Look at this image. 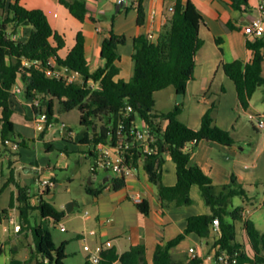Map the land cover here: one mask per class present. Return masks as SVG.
<instances>
[{"label": "trees", "instance_id": "1", "mask_svg": "<svg viewBox=\"0 0 264 264\" xmlns=\"http://www.w3.org/2000/svg\"><path fill=\"white\" fill-rule=\"evenodd\" d=\"M246 1V0H243ZM145 0H138V25L145 20ZM71 15L85 22L88 19L89 7L86 0L69 2L60 0ZM204 18L195 3L177 0L173 6L168 22L163 26L158 37L139 35L134 39L132 61L133 75L129 81L117 79L120 74L121 60L119 47L126 44V36L111 32L103 41L100 57L103 65L91 71L86 57V40L83 32L76 37L75 46L65 57L59 52L66 43L63 36L51 26L46 14L42 10H30L22 6L18 0L8 2L0 0V141L6 147V141L16 143L20 149L27 147L25 139L16 134L12 117L14 109L11 106V96L14 88L21 81L24 97L28 101L38 100L39 106L34 107L35 113L45 112L50 123L55 121L56 104L59 112L78 110L81 114L80 124L84 130L82 138L77 144L88 145L92 148L87 152L95 157L98 144L116 143L121 135H129L136 126L139 118L149 126L155 137V148L152 154L141 150H134V167L139 159L144 160V169L149 180L158 189L162 206L166 209L171 204L177 207L192 205L190 196L192 186L198 185L209 214L192 216L187 221L185 231L165 244L159 245L154 253L152 263L146 259V248L142 245L131 247L123 254L115 248L101 253L99 264H204L197 256L186 261L176 260L171 250L178 246L187 235L197 234L202 239L212 235V225L219 220L220 235L214 237L213 247L217 254L226 252L236 256L238 264H264V233H261L251 220H244L245 207L254 204L255 198L250 196L249 190L239 184L235 178L227 185H214L212 179L198 166H189L192 151L187 145L197 140L216 142L224 146L234 145L231 134L218 127L212 113L217 109L213 103L210 110L202 117L199 130H193L185 125L180 116L182 105L176 106L168 113L155 109V94L167 88H173L178 95L186 93L188 84L194 79L196 57L204 46L200 38V27ZM28 31L21 35L23 29ZM220 38L216 41L220 42ZM247 49L251 52V59L244 63L236 60L223 64L224 73L234 82L240 107L247 111L250 101L256 91L264 87V37L247 41ZM75 72L81 80L69 82L61 75L51 76L52 71ZM128 107L131 111H128ZM161 123H165L162 128ZM47 132L41 133L44 141ZM74 141V140H72ZM45 142V141H44ZM162 142V145H161ZM47 151H52L53 145L45 142ZM169 154L177 167V183L167 187L162 183V170L165 155ZM95 169L93 174L96 175ZM91 184L86 192L97 198L107 183H111L113 190H120L126 186L125 178H110L99 188L94 189ZM55 183V179H53ZM14 185L17 190L9 209L0 212V224L7 219L10 210L17 208L22 223L21 234L29 231L33 238L30 262L35 264H63L68 255V242L57 246L53 234L45 224L59 223L65 212L57 210L44 195L39 196L36 205L32 202L29 186L16 181L14 171L10 172L7 185ZM50 194V188L45 195ZM241 198L243 205L235 207L234 199ZM141 213L147 215V202L138 205ZM37 211L44 224L30 226L32 212ZM243 223L250 251L237 240L236 223ZM4 250L0 247V257ZM13 259L10 264H26ZM86 264H91L88 259Z\"/></svg>", "mask_w": 264, "mask_h": 264}, {"label": "crops", "instance_id": "2", "mask_svg": "<svg viewBox=\"0 0 264 264\" xmlns=\"http://www.w3.org/2000/svg\"><path fill=\"white\" fill-rule=\"evenodd\" d=\"M7 1L14 2V0ZM18 1L27 9L42 10L53 29L64 37L66 45L59 52L61 57H65L69 53L75 46L78 33L83 32L86 40V57L91 71H95L103 65L100 57L101 47L110 33L126 36V44L119 47L121 60L119 63L120 74L117 79L129 81L134 69L131 57L134 51L135 37L139 35L158 37L163 26L168 22L171 15L170 9L173 8L177 0H145V20L142 25H138V10L135 0H126L124 3H120L118 0H86L89 15L83 23L74 18L69 9L60 3V0ZM67 1L74 2L75 0ZM187 1L189 0H182L183 3ZM190 1L195 3L204 18V24L199 31L200 38L204 40V46L197 54L194 79L189 82L182 103H178L176 100L178 94L173 89L170 94L172 105L164 113L172 111L181 104L183 111L180 120L189 128L199 130L202 117L210 110L211 105L216 103L217 109L212 113V118L218 127L231 134L234 145L224 146L206 140L195 145L188 144L187 149L192 151L189 166L201 168L217 186L227 185L232 181V178H235L239 184L249 190L250 196L255 198V202L256 197L253 194L259 192L263 187V196L259 200L260 208H262L264 207V133L258 129L257 124H253L254 120L251 121L252 125H249L248 118L250 114L264 116V87L256 91L248 110L245 111L240 107L234 82L222 68L223 64L236 60H241L244 63L250 61L251 52L247 49V41L252 39L245 36L243 28L254 17L256 0ZM27 31L28 28L23 29L21 35ZM217 38L221 39L220 42L216 41ZM16 87H22L21 81ZM196 98H198V104L193 106L196 103ZM10 101L14 109L12 121L15 132L17 125L22 128L30 127L29 123L33 122L35 115L31 102L24 96L14 93H12ZM192 109L194 113L191 112ZM241 110L247 116L242 117ZM57 113L55 108V116ZM58 120L59 118L56 121ZM160 125L162 128L166 126L165 123ZM63 126L65 125L63 124ZM16 134L20 135L17 132ZM16 158L4 154L3 146H0V212L9 209L12 200L17 196L16 187L12 184L7 185L10 172L14 171L16 181L23 184L21 171L38 168L35 165H32L31 168L23 164L18 165ZM110 178V176L104 177L103 182L109 181ZM162 183L167 187L175 186L177 183V167L169 154L165 155ZM136 196L141 199V203L147 202L149 207L147 215L142 214L138 208L141 203L138 204L132 199ZM190 196L193 201L192 205L177 207L175 204H171L169 208L165 209L160 201L157 187L150 182L144 169L143 158L139 159L132 176L126 178V186L123 189L113 190L111 183H107L103 192L94 198V215L91 217L87 215L86 219L92 220L96 227L94 230L96 236H93L95 245L98 246L110 240L112 248H115L119 254L125 253L131 247L142 245L146 248L147 261L152 263L157 247L182 234L190 217L210 213L198 185L192 186ZM48 197L50 196L48 195ZM240 200L242 201L241 198ZM33 201L34 199H32ZM251 213L246 206L243 213L244 220L252 221ZM5 223H7V219L1 224L3 232L7 233L9 231L6 230ZM240 223L243 226V223ZM24 233L28 235L27 232ZM78 237L81 238V235ZM214 237L212 234L208 239H202L197 234L191 233L173 248L171 253L176 260L186 261L191 257L189 249L194 248L198 255L204 258L213 249ZM243 238L247 240L244 230ZM0 247H2L1 244ZM18 250L14 247L10 248L8 264L13 259H18L15 257ZM5 254L4 250L3 255ZM27 264L35 263L28 261Z\"/></svg>", "mask_w": 264, "mask_h": 264}, {"label": "rangeland", "instance_id": "3", "mask_svg": "<svg viewBox=\"0 0 264 264\" xmlns=\"http://www.w3.org/2000/svg\"><path fill=\"white\" fill-rule=\"evenodd\" d=\"M172 90L173 88H169L155 94L157 102L155 109L157 111H163L162 113H164L170 109L172 105L170 95ZM178 99L180 98L177 96L176 100L178 101ZM197 104L198 98H196V103L193 106H197ZM56 109L58 113L55 116V121H53V127L46 130L47 136L45 138V141L52 143V151H47L45 142L40 139L41 133L36 130L34 123L30 122V127L28 128L16 126V132L20 133L25 139L27 147L14 151L10 146H3V153L11 157H17L18 165L23 164L28 168H31L32 165L40 167V174L32 169L30 171H21V181L24 185L30 187L33 193L34 205L37 204L39 195H41L38 192L40 187L38 178L51 176L55 179V183L50 188V197L43 195L57 210L64 211L65 217L55 225L50 222L45 224L52 232L57 246L68 242L66 246L68 257L63 260V264H86L89 252L84 249L85 242L83 237H85L86 233L96 229L92 220L86 219L87 215L89 217L94 215V197L86 192V187L89 185L90 177L93 178L92 187L97 189L103 183L104 177L117 178V176L112 172L102 170H99L96 176L92 175L95 160L89 155L86 156L92 147L79 145L75 142L76 136L80 135L84 130V127L80 124V112L77 109L70 112H59L58 104H56ZM193 109L191 112L194 113ZM241 115L242 117L246 115L243 110H241ZM58 118L59 120L56 121ZM251 121L253 120L248 118L249 125H252ZM63 124L66 126L65 129H63ZM253 124H257L256 121ZM137 125L141 126L139 118L137 119ZM0 146L2 147L1 143ZM253 196L256 197V202L254 201V204L247 205V208L252 212L250 217L258 230L264 233V207L260 208L261 203L259 201L263 196V187H261L259 192L254 193ZM70 203L74 204V209L68 213L66 207ZM239 205L243 204L240 198L237 197L234 200V206L237 207ZM32 214L33 217L30 218L31 227L37 224H44L37 211L32 212ZM5 224L7 225V223ZM62 226L66 228L65 232L61 230ZM236 227L238 242L244 244L247 251H250L247 240L243 238L242 224L237 222ZM27 233L28 235L26 233L18 235L14 233L12 226L9 227V232L4 233L3 226L0 224V244L6 252L5 255L0 257V264H8L11 247L19 249L18 254L15 256L16 258L30 260V247L33 246V238L29 231ZM78 235H81V238ZM86 240L91 248L94 249L96 247L92 236H86Z\"/></svg>", "mask_w": 264, "mask_h": 264}, {"label": "built area", "instance_id": "4", "mask_svg": "<svg viewBox=\"0 0 264 264\" xmlns=\"http://www.w3.org/2000/svg\"><path fill=\"white\" fill-rule=\"evenodd\" d=\"M118 1L120 3H124L126 0ZM135 4L137 6L138 0H135ZM170 11L172 13L173 8H171ZM243 31L245 36L252 40L264 37V0H256V5L254 8V17L250 21V23L244 26ZM149 37L153 38L152 35H149ZM49 74L51 76L57 77L65 75L69 82L81 80V77L77 73H68L66 69H64L63 71L55 70ZM13 93L20 96H24V91L22 87L14 88ZM30 102L33 108L38 107L40 104L39 101L36 99ZM128 111H131L130 107H128ZM249 118L251 120L256 121L258 129L264 133V116L250 114ZM33 122L36 130L40 133L53 127V123H50L48 115L45 112L35 113ZM65 127L66 126H63V129H65ZM154 143L155 137L151 133L149 126L141 122V126L139 127L136 122V126L132 128L129 135H121L120 139L116 141V143L98 144L96 146L94 150L95 172L98 174V171L102 170L105 172L114 173L117 178H129L132 176L135 168L134 150L137 149L147 154H152L155 150V148H153ZM197 143V140H194L189 144L195 145ZM6 145L12 147L14 151L20 150V146L16 143L6 141ZM34 170L36 171V173L40 174V167L34 168ZM38 184L40 186L38 192L43 195L45 194L47 189L53 186L54 183L51 176H43L42 178H38ZM132 199L138 204L141 203V199L137 196L133 197ZM10 226L13 227L14 233L16 234H19L22 230V223L20 221L17 208H13L7 217V231H9ZM61 230L65 232L66 228L62 226ZM212 234H214V236L216 237L220 235V224L218 219H215L213 221ZM84 236V249L89 252L88 261L91 264H99L101 260V253L107 249L112 248V242L110 240H107L93 249L87 243L86 236H96V231L91 230ZM189 254L191 256L190 259H194L199 256L194 248L189 249ZM202 259L204 261V264H238L236 256L228 254L226 252H221L220 254H217V251L214 247L210 251V253ZM113 264H119V262L117 261Z\"/></svg>", "mask_w": 264, "mask_h": 264}, {"label": "water", "instance_id": "5", "mask_svg": "<svg viewBox=\"0 0 264 264\" xmlns=\"http://www.w3.org/2000/svg\"><path fill=\"white\" fill-rule=\"evenodd\" d=\"M178 97L180 98V99H178V103H181L182 99H183V95H178ZM81 138H82V135H77L76 139H75V142L78 143ZM161 145H162V142H161ZM89 184H91V177L89 179ZM73 209H74V204L73 203L68 204V206L66 207V211L68 213L72 212Z\"/></svg>", "mask_w": 264, "mask_h": 264}]
</instances>
